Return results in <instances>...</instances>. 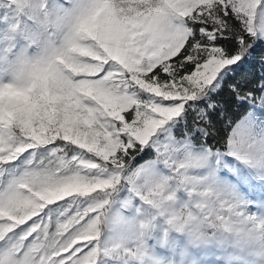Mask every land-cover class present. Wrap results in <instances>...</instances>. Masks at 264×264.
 I'll list each match as a JSON object with an SVG mask.
<instances>
[{"label": "snow or ice", "instance_id": "1", "mask_svg": "<svg viewBox=\"0 0 264 264\" xmlns=\"http://www.w3.org/2000/svg\"><path fill=\"white\" fill-rule=\"evenodd\" d=\"M0 264H264V0H0Z\"/></svg>", "mask_w": 264, "mask_h": 264}]
</instances>
